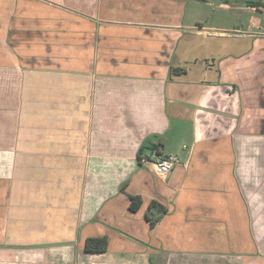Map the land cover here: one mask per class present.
I'll use <instances>...</instances> for the list:
<instances>
[{"label": "crops", "instance_id": "1", "mask_svg": "<svg viewBox=\"0 0 264 264\" xmlns=\"http://www.w3.org/2000/svg\"><path fill=\"white\" fill-rule=\"evenodd\" d=\"M211 1L0 0V264H264V49Z\"/></svg>", "mask_w": 264, "mask_h": 264}, {"label": "rangeland", "instance_id": "2", "mask_svg": "<svg viewBox=\"0 0 264 264\" xmlns=\"http://www.w3.org/2000/svg\"><path fill=\"white\" fill-rule=\"evenodd\" d=\"M222 0H212V6L207 8L205 7L204 15H197L199 19L206 20L208 26H223L231 27L236 26L242 32L247 31L249 34H255L261 40L262 49L264 46V15L261 12H256L254 10H250L247 8H243V11H239L240 13H236L235 11H226V10H218L216 5ZM239 2V3H238ZM240 6L242 5V0H238ZM234 3V2H233ZM233 3H229V6H232ZM238 6V5H237ZM222 24V25H221ZM261 55H264V50H262ZM172 148H174L172 146ZM218 264V263H215Z\"/></svg>", "mask_w": 264, "mask_h": 264}, {"label": "trees", "instance_id": "3", "mask_svg": "<svg viewBox=\"0 0 264 264\" xmlns=\"http://www.w3.org/2000/svg\"><path fill=\"white\" fill-rule=\"evenodd\" d=\"M244 4L248 8L264 14V1L245 0ZM129 201H130L129 210L131 212H137L141 206L140 198L129 196ZM165 213L166 211L161 205L157 204L156 202H152L148 206V209L144 215V218L150 227H154ZM107 244H108V241H107L106 236H102L98 238H89V239H86L84 243V251L85 253H88V254H103L107 250Z\"/></svg>", "mask_w": 264, "mask_h": 264}, {"label": "built area", "instance_id": "4", "mask_svg": "<svg viewBox=\"0 0 264 264\" xmlns=\"http://www.w3.org/2000/svg\"><path fill=\"white\" fill-rule=\"evenodd\" d=\"M147 162L152 165L153 171L157 176L165 177L172 171L179 161L177 157L164 156L156 153L153 154L152 159Z\"/></svg>", "mask_w": 264, "mask_h": 264}]
</instances>
